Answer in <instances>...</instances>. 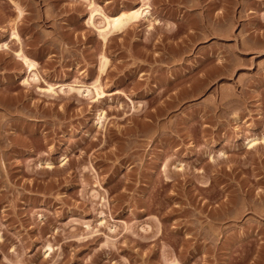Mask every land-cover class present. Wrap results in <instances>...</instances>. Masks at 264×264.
<instances>
[{
  "label": "rangeland",
  "instance_id": "374dc122",
  "mask_svg": "<svg viewBox=\"0 0 264 264\" xmlns=\"http://www.w3.org/2000/svg\"><path fill=\"white\" fill-rule=\"evenodd\" d=\"M15 1L20 20L0 0V264H264V141L245 143L264 137V0H149L153 26L107 44L89 2L142 0Z\"/></svg>",
  "mask_w": 264,
  "mask_h": 264
},
{
  "label": "bare ground",
  "instance_id": "6f19581e",
  "mask_svg": "<svg viewBox=\"0 0 264 264\" xmlns=\"http://www.w3.org/2000/svg\"><path fill=\"white\" fill-rule=\"evenodd\" d=\"M8 1H11V4H14V6L16 8V11L18 13V19L20 20V18H23L24 17V10L20 6L19 2H16L15 0H8ZM89 6H90L89 8L91 9V11H90V14H89V18L87 20V24H89L92 27L94 26V28L97 29V32H99L98 34L101 37L100 39L103 41L104 44H107L109 39L111 37H113L114 35H117L119 33L124 32L129 26H131V24H133L135 22L137 23V22H139L141 20H144V21H146L148 23L149 27L153 26V18L154 17H153L152 12H151V6H150V3H149V0H142L141 4L138 5L137 8H135V9H133L131 11H126V12L121 11L120 13H118L115 16H111V15L109 16L108 14H106L103 11L104 9H101L100 6L96 7L95 3H93V2H91V3L89 2ZM98 17H99V19H101V21H100L101 23H99L101 25H99V26L96 24V19ZM18 19L15 20V21H18ZM9 38H10V40H12V42H13V40L17 41V42H21V37H20L18 31L15 30L14 28H13V31L10 33V37ZM7 42L8 41H5V43L4 42L0 43V51H3V50L6 51V50L9 49V43H7ZM15 56H17L19 61L21 60L22 63L24 62L23 64H25V66H27L28 73H30L29 74L30 75L29 78H32L34 80V82L35 81L36 82L39 81L40 78H39V74L37 72L38 64L34 60L29 58L26 55V53H24L23 49H21V50L19 49V51L15 54ZM100 61L101 62L99 64V67H100L99 69H100L101 73L104 74V73H106L107 69H109L108 66H109L110 60L105 55H102V58H100ZM99 79L96 81V83L92 87L93 89H95V91H94L95 95H94V97L93 96L92 97L95 98V100H97V101L100 100L104 96V94H106L105 90L100 85V80ZM24 83L25 84L29 83L28 76H27V79H24ZM90 87H87V88L85 87V89H81V88L76 89V88L72 87L71 90L73 92L77 91L80 95L84 96V94L90 92V90H91ZM58 88H59L60 92H65L66 93L65 89H63L62 86H60ZM65 88H66V86H65ZM89 88H90V90H89ZM40 90H41V92L50 93L51 96H55V95L58 94L57 88L54 85H52V84H49L48 87H46L44 89H40ZM94 92H93V94H94ZM116 93H118V92H116ZM90 95H91V93H90ZM104 117H105L104 112L103 111L100 112L99 120H98V122H96L97 126L100 127V128H103L104 125H105L104 124L105 121H103ZM248 139H247L248 140L247 142H245L246 140L244 142L249 147V149L253 148L257 144H259L258 143V142H260L259 139H261V140L263 139L262 142L264 141V137L263 136H262V138L261 137L258 138V137L254 136V138H251V139L248 138ZM50 163H49V165L46 163L48 167L51 165ZM105 199H106V197H105ZM0 235H1V233H0ZM0 239L2 240V237H0ZM52 249L53 248L51 246H49L46 253L48 254V252H51Z\"/></svg>",
  "mask_w": 264,
  "mask_h": 264
}]
</instances>
